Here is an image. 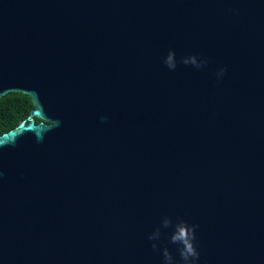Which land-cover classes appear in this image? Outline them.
I'll return each instance as SVG.
<instances>
[{"label":"water","instance_id":"1","mask_svg":"<svg viewBox=\"0 0 264 264\" xmlns=\"http://www.w3.org/2000/svg\"><path fill=\"white\" fill-rule=\"evenodd\" d=\"M9 93L0 264L179 261L164 217L197 264H264V0H0Z\"/></svg>","mask_w":264,"mask_h":264},{"label":"clouds","instance_id":"2","mask_svg":"<svg viewBox=\"0 0 264 264\" xmlns=\"http://www.w3.org/2000/svg\"><path fill=\"white\" fill-rule=\"evenodd\" d=\"M180 63L185 66L191 65L196 69L203 68L207 65V58H198L197 55H187L181 57ZM165 66L170 70L174 71L177 68L176 54L173 50H169L168 54L164 59ZM227 72L226 67H220L215 75L217 80H221ZM161 227L168 229L172 228V234L170 236V243L177 245V252L179 254V261H175L172 254L169 252L167 247L163 248V264H197L199 260V252L194 244L195 241V230L197 225H189L186 221L180 220L173 224L169 217H164L161 221ZM161 235L160 227H157L149 236L150 241L159 240ZM154 251H160L156 243L151 245Z\"/></svg>","mask_w":264,"mask_h":264},{"label":"trees","instance_id":"3","mask_svg":"<svg viewBox=\"0 0 264 264\" xmlns=\"http://www.w3.org/2000/svg\"><path fill=\"white\" fill-rule=\"evenodd\" d=\"M34 109L30 96L9 93L0 98V135L16 128ZM37 123L41 120L36 119Z\"/></svg>","mask_w":264,"mask_h":264}]
</instances>
